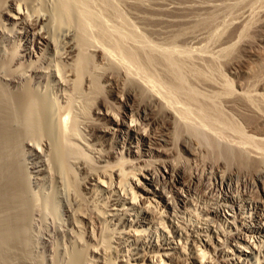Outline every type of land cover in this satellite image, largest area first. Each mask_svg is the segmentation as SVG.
Here are the masks:
<instances>
[{
	"label": "bare ground",
	"instance_id": "obj_1",
	"mask_svg": "<svg viewBox=\"0 0 264 264\" xmlns=\"http://www.w3.org/2000/svg\"><path fill=\"white\" fill-rule=\"evenodd\" d=\"M88 11L71 0H0V264H37L42 252L50 264H186L184 235L194 264H261L264 134L253 148L244 145L249 139L230 144L231 139L190 131L197 123L191 127L186 108L197 102L204 114L217 111V98L224 97L231 109L255 112L264 93L235 96L228 84L210 93L217 104L198 102V87L187 83L183 65L190 61L175 50L156 54L116 41L106 46L98 16L91 15L97 41L89 37ZM240 25L239 34L245 31ZM187 32L176 30L169 38L174 42ZM139 58V72L123 71L122 64H138ZM200 69L194 76L206 81ZM50 86L61 92L51 96ZM177 95L188 100L184 109ZM257 113L264 119V109ZM223 114L214 116L225 121ZM159 127L167 133L156 136ZM184 128L189 138L181 145L190 158H203L200 174L177 161ZM188 131L205 154L191 146ZM220 160L227 161L225 169ZM47 180L55 186L42 199L32 187ZM109 192L113 198L100 204ZM89 199L97 207H79ZM220 217L224 232L214 225ZM186 218L200 224V237ZM197 242L216 259L207 262Z\"/></svg>",
	"mask_w": 264,
	"mask_h": 264
},
{
	"label": "rangeland",
	"instance_id": "obj_2",
	"mask_svg": "<svg viewBox=\"0 0 264 264\" xmlns=\"http://www.w3.org/2000/svg\"><path fill=\"white\" fill-rule=\"evenodd\" d=\"M71 2L74 3V5L77 8L79 9L86 8L87 11L89 10L91 12L89 13L88 11L91 18L88 17L86 19V22H87V25L89 26L88 27L89 37L95 40L97 37L98 27L96 26V24H94L93 22L94 19H92L93 16L91 15H94V17L98 16L97 18H100V19L96 18V20H100L104 25V30L107 34V37L105 41L101 39L102 40L101 43L106 46H110V45L114 46L112 43L116 41L115 43H121L124 46L127 45L131 47V49H135L136 46L142 47L140 49H143L144 52H148V50L152 51L153 49L154 51L152 52L156 54L157 52L158 54L159 53L162 54V52H165V50L167 51L175 50V52H177L175 54L180 59L184 60L185 62L190 61V63L189 62L187 63V66L185 65L186 63L184 62H183V65H184V68L187 67L185 68V70L187 69L186 71L188 73L187 74L185 72V75H187L186 76L187 83H191L190 87H193L195 89L196 87H198L196 91L197 93H199L198 102L202 100L204 101H211V100L215 101L216 100L214 104H217L218 100L221 101L219 103L220 106L217 104V108H219L217 111L213 110V111H210L204 114V112L202 113V110L199 109L197 102L195 103L189 102L191 105L190 104L188 105V100L187 101L183 100L185 99L184 96H181V95L175 96L174 98H177V99L180 97L178 100L177 99L175 100L177 102H180L178 103V105L179 106L182 105L183 109L186 106L185 104H187L188 106H191L189 108H186L188 111H186L185 109V111L188 112V114L186 115L185 113V115L190 118L189 119L187 117L186 119H188V122L193 121L192 122L193 124L189 122L191 127L192 126L195 127L196 123H197V126L195 128L190 127L191 128L190 131H194L197 128L196 129L197 131L199 130V131L206 132L209 134V136L210 134L212 136L215 134L213 137L211 136L212 138L218 137L217 139H219L220 137H222L219 140H223L224 142H227L228 140L231 139L229 141L230 144L236 143V141H237V144H239L240 142L245 143L244 141H247L249 139L250 140L248 141L249 143L247 142L244 145L249 146L250 144V146H252L253 148L255 147L253 146V144L255 145L259 142L257 141L256 143L257 137L259 136L258 140L260 137L261 138L263 137L260 135V133L262 132V134H264L263 133L264 132V121H263L264 119H261L260 117L262 115L257 113L264 109L263 107L264 104H262L261 101L259 102L256 101L258 105L256 106L255 112L249 109H246V108L244 110L240 109L241 110L240 111L238 109L235 110V109L229 108L227 106V103H225L226 101L224 100L226 98L224 97L220 99L217 98L218 99L217 100V99H214V96L211 97L213 94L211 95L210 93H214L213 90L214 91L223 90L221 88H226L228 84L233 85L231 86H232V89L234 90L233 94H235V96L237 95V93H241L244 91L247 94H250V93L253 94L256 92L264 93V0H71ZM193 7H194V10H193ZM195 7H197L198 10ZM206 18L209 19L208 21L209 25L206 23L208 26L207 28H205L206 24L204 25L202 24L200 25V27H197V28L194 27V25L197 22L202 21ZM91 19L93 21H91ZM237 24L238 25L241 24L244 26L245 31L243 33L239 34L240 32L238 33L236 31L235 27L238 26ZM181 29H184V31L186 32L188 31V32L184 34L183 37H181L179 40H175V41L173 40L174 42H172V40L170 39L172 38L171 34L174 33L176 30H181ZM145 48H148V49L145 51ZM224 49H226L225 50L226 52L224 51ZM115 53L118 57H120L119 54L123 55V52L121 50H116ZM49 57H51L50 54H49ZM138 60L140 62L138 64L132 63L129 61H128L129 65L127 63L122 64L123 71L128 72L131 70L129 73H133V74L139 72V68H138L139 64H142L143 62L141 61L142 60L141 58H139ZM189 64H191L192 67L189 66ZM126 66H127V70H125ZM188 66L192 70H189L190 68ZM151 68H152L151 69L152 71L154 72L157 71L155 70L154 67H151ZM200 68L204 72L206 81L210 78L209 81L206 82L204 79H200L194 76L195 75L194 70L200 69ZM147 72L145 71L144 75L148 76ZM155 75L156 77H161L162 79L161 81H164L163 79L164 77L161 76V72L160 73L158 72V74L156 72ZM195 80L197 81L195 82ZM214 80L215 82L213 83ZM40 87L42 88L41 85ZM217 87L218 89H214ZM49 88H50V91H49L50 93L51 91L54 92V93L53 92L51 93L52 95L49 93L53 97H56V95L61 90L53 86H52L53 90L51 86ZM42 90H45V89L42 88ZM198 91L202 93L200 94V92ZM203 93L205 94V96L207 94H210V96L207 95L206 96L207 99H206L205 96H202ZM47 94H48V91H47ZM183 105L185 106L183 107ZM259 105L260 106L262 105V106L259 107ZM219 113L227 114V115L223 114L225 116L224 117L225 121H219L218 119L216 120L215 116ZM209 114H210L211 119L210 117L206 118V116H209ZM260 119L262 122L260 121ZM185 121L187 122V120ZM236 124H238L239 126ZM160 128L161 127L156 128L154 130L156 131L157 129H159L158 131H156L157 134L156 132H154L156 136L161 135V134L163 135L164 131L165 133H167L166 130L162 128L160 129ZM207 128L210 130V132H208L209 130ZM196 130L194 132H196ZM182 132L184 134H180L181 137L179 138L181 140L179 142L180 144L178 145L180 149V153H182V155L179 153L180 160L177 159V161H179V163H181L182 166H186V170L189 173H194V175H196L197 173L200 174V170L201 171L203 170V160H202L203 158L200 159V156L196 158L194 156L193 157L191 156L190 158L189 153L186 152L185 147L182 146L185 144L183 140L184 139L186 140V138L189 135L187 131L185 130V128L182 130ZM191 133L189 132L190 135ZM244 133L246 134V137ZM220 135H223L224 137ZM239 135L241 137H239ZM191 136L193 137V139L191 140L193 144L191 143V146L196 148V151H199L198 155H201L203 153L205 154L206 147L205 148L201 147L202 145L199 143V140L197 141V136H194V135H191ZM250 136H254L256 138L255 139H253V137L249 138ZM223 138L224 139L226 138L228 140L226 141V139L224 140ZM233 139L236 141L233 142L234 141ZM181 141L183 144L181 143ZM201 151L203 152L201 153ZM177 156L178 155H175V157ZM182 158L185 160H183ZM188 158L191 159L190 162ZM194 158L195 159L199 158L198 159L199 161L195 160ZM208 160H211V159H208ZM220 162H221V166L223 165L225 169L226 165L224 164H226L227 161L222 162V160H220ZM200 166L202 169L200 168ZM150 167L155 169L151 165ZM232 167L237 168V166H234V165ZM137 177H139V175H137ZM130 181L132 180L130 179ZM45 182L46 183H44L43 181H39L38 185H35L36 187L35 186L32 187L34 189L33 191L35 193L38 192L39 194L38 193L37 194L40 195L39 197L41 198L49 195V193L52 192L53 186H55L53 185L54 182L52 181H51L52 184H50L51 183L50 180H47ZM135 190H138V188H135ZM113 195H114L113 192L105 193L101 196L102 201L99 199L97 201L100 204H108V201L111 198H113ZM78 205L79 207H82V209H87V205H89L90 208L97 207L95 205V202H93L92 199H89L88 201L86 200L84 203H80ZM219 219L220 220L217 221V223L214 225L216 226L219 232H224L225 231L224 230V220L222 217H220ZM108 220H109V217H106L105 222H107ZM186 222L189 226L192 224L195 225L196 227L195 231L198 232V236L200 237L201 236L199 234L200 224L195 219L189 222L186 218ZM108 226L112 227L110 224ZM168 229L170 228L168 227ZM184 236L186 238L183 240L184 245L186 247V251L183 257L186 258L185 260L186 264H194L193 261L195 260V254H193V250L190 247V243H186L188 236L186 235ZM258 238L259 237H255L253 239L256 240L257 243H260ZM196 247L206 250L207 252L206 261L207 262L211 259H216V257L214 256V253L210 249L203 247L200 242H197ZM39 255L40 256L38 258L40 260L39 259L37 260V264H50L49 262H47L48 261L47 255L45 253L42 252ZM113 255H114V251H113ZM260 258H261V264H264V250L260 253ZM39 261H41L42 263Z\"/></svg>",
	"mask_w": 264,
	"mask_h": 264
}]
</instances>
